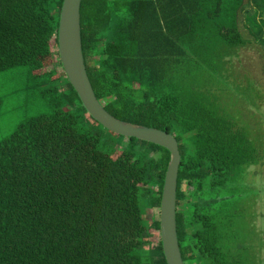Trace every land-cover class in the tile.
Returning <instances> with one entry per match:
<instances>
[{"label": "trees", "instance_id": "16d2710c", "mask_svg": "<svg viewBox=\"0 0 264 264\" xmlns=\"http://www.w3.org/2000/svg\"><path fill=\"white\" fill-rule=\"evenodd\" d=\"M62 4L0 0V72L27 68L54 106L0 142V264H167L159 234L170 152L88 114L58 58ZM80 17L104 108L179 142L184 264H228L221 221L233 219L207 195L253 163L255 145L186 80L195 57L214 70L209 57L220 45L259 43L264 52V0H82Z\"/></svg>", "mask_w": 264, "mask_h": 264}, {"label": "rangeland", "instance_id": "374dc122", "mask_svg": "<svg viewBox=\"0 0 264 264\" xmlns=\"http://www.w3.org/2000/svg\"><path fill=\"white\" fill-rule=\"evenodd\" d=\"M199 57L191 69L197 71L186 83L203 95L204 103L249 132L252 147L255 145L253 163L240 170L228 186L207 195L218 200L217 211L227 212L233 219L231 227L226 214V220L221 221L227 261L264 264V52L259 43L236 50L220 45L209 57L214 70L202 62L203 56ZM44 88L36 84L27 68L0 72V142L20 124L52 113L50 97L41 93ZM157 235L152 238L153 247L158 244Z\"/></svg>", "mask_w": 264, "mask_h": 264}, {"label": "water", "instance_id": "95a60500", "mask_svg": "<svg viewBox=\"0 0 264 264\" xmlns=\"http://www.w3.org/2000/svg\"><path fill=\"white\" fill-rule=\"evenodd\" d=\"M81 3L82 0H63L56 31L62 71L79 95L88 114L102 127L116 135L153 143L170 152L160 204V238L167 264H184L176 225L178 175L181 165L179 142L167 131L113 117L98 100L83 54Z\"/></svg>", "mask_w": 264, "mask_h": 264}]
</instances>
